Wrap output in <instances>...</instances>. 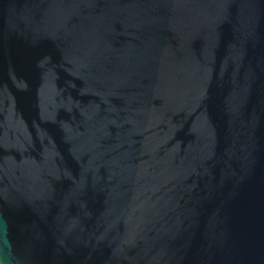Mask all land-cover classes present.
I'll use <instances>...</instances> for the list:
<instances>
[{
    "label": "water",
    "instance_id": "95a60500",
    "mask_svg": "<svg viewBox=\"0 0 264 264\" xmlns=\"http://www.w3.org/2000/svg\"><path fill=\"white\" fill-rule=\"evenodd\" d=\"M0 264H264V0H0Z\"/></svg>",
    "mask_w": 264,
    "mask_h": 264
}]
</instances>
